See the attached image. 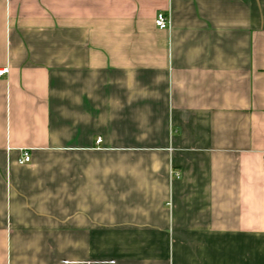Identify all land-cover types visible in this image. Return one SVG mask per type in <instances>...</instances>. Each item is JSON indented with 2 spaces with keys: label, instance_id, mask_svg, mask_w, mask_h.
<instances>
[{
  "label": "crops",
  "instance_id": "1",
  "mask_svg": "<svg viewBox=\"0 0 264 264\" xmlns=\"http://www.w3.org/2000/svg\"><path fill=\"white\" fill-rule=\"evenodd\" d=\"M2 70L0 264H264V0H0Z\"/></svg>",
  "mask_w": 264,
  "mask_h": 264
},
{
  "label": "built area",
  "instance_id": "2",
  "mask_svg": "<svg viewBox=\"0 0 264 264\" xmlns=\"http://www.w3.org/2000/svg\"><path fill=\"white\" fill-rule=\"evenodd\" d=\"M155 23L158 28L166 29L169 26V18L162 13L158 14ZM4 73H5V70L0 71V75H3ZM30 161H31L30 154L28 152H24L23 156L19 159L18 162L19 164L23 165V164L29 163Z\"/></svg>",
  "mask_w": 264,
  "mask_h": 264
}]
</instances>
